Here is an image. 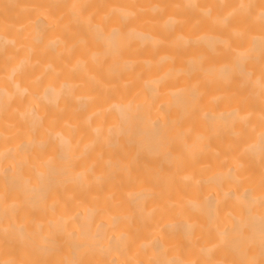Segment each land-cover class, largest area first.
I'll return each mask as SVG.
<instances>
[{
    "label": "bare ground",
    "instance_id": "1",
    "mask_svg": "<svg viewBox=\"0 0 264 264\" xmlns=\"http://www.w3.org/2000/svg\"><path fill=\"white\" fill-rule=\"evenodd\" d=\"M0 264H264V0H0Z\"/></svg>",
    "mask_w": 264,
    "mask_h": 264
}]
</instances>
